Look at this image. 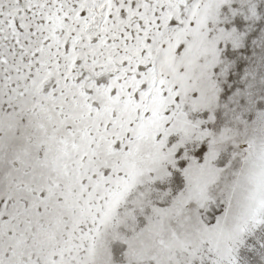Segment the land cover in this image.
Instances as JSON below:
<instances>
[{
    "label": "snow or ice",
    "instance_id": "obj_1",
    "mask_svg": "<svg viewBox=\"0 0 264 264\" xmlns=\"http://www.w3.org/2000/svg\"><path fill=\"white\" fill-rule=\"evenodd\" d=\"M0 264H264V0H0Z\"/></svg>",
    "mask_w": 264,
    "mask_h": 264
}]
</instances>
